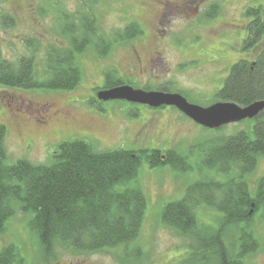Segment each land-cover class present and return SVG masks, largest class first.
Here are the masks:
<instances>
[{
    "label": "rangeland",
    "instance_id": "obj_1",
    "mask_svg": "<svg viewBox=\"0 0 264 264\" xmlns=\"http://www.w3.org/2000/svg\"><path fill=\"white\" fill-rule=\"evenodd\" d=\"M212 5L216 6L217 15L207 19ZM256 6L264 10V0L0 1V17L9 14L14 19L11 28H5L0 22L2 55L11 63H17L21 57L33 56L36 78L44 74L45 54L50 46H69L68 37L60 30L64 14L79 16L89 8L104 37L132 21L143 30V34L133 41L113 45L103 58L98 57L93 46L87 47L76 58L81 80L72 91L26 90L0 85V125L7 130L8 163L25 158L34 164H47L57 144L82 138L98 151H176L186 156L192 166L191 170L178 172L169 166L150 168L147 162H141L136 181L145 195L146 210L134 243L142 251L136 261L123 262L119 249L88 255L56 247L53 255L45 257L36 236L28 228L29 215L17 208L0 233V251L14 245L18 254L15 264H193L189 258L194 241L164 226L160 214L167 203L181 199L186 188L200 177L229 180L226 175L215 174L202 166L203 153L197 146H211L215 135L249 131L254 120L246 119L212 130L194 123L169 106L153 109L119 100L98 102L92 96L93 89L103 87L105 74L113 73L114 77L134 88L156 90L166 87L168 92L180 93L191 103L212 104L214 93L223 86L232 65L238 59L252 61L255 58L256 50L243 49L248 23L243 10ZM29 41L32 46L28 45ZM133 51L144 60L159 53L158 64L141 75H130L126 63ZM29 102L40 106L53 103L57 109L75 117L77 124L62 123L41 132L32 129L29 123L17 122L14 113L20 105L29 114L37 115V106ZM143 129H146L144 134ZM160 153L165 155L166 152ZM261 177H264V156L258 158L255 170L245 177L251 194ZM195 214L203 237V228L218 225L222 216L205 206H199ZM252 216L250 227L259 245L244 262L264 264V208H259Z\"/></svg>",
    "mask_w": 264,
    "mask_h": 264
},
{
    "label": "trees",
    "instance_id": "obj_2",
    "mask_svg": "<svg viewBox=\"0 0 264 264\" xmlns=\"http://www.w3.org/2000/svg\"><path fill=\"white\" fill-rule=\"evenodd\" d=\"M214 6L207 19L217 15ZM87 10L79 16L62 14L60 30L68 37L69 46H50L46 50L40 78L34 75L33 56L11 63L0 50V85L72 91L81 80L76 58L87 47L93 46L98 57L103 58L113 45L133 41L143 34L141 26L132 21L104 37L95 15ZM263 11L261 6L244 8L248 23L243 49L256 50V55L252 61L238 59L232 65L223 86L213 95L215 102L229 101L243 107L264 100ZM0 22L5 28L14 26L9 14L2 15ZM32 44L28 42L29 46ZM114 76L105 74L102 89L131 85ZM156 90L168 92L166 87ZM252 120L249 131L215 135L211 146H197L203 153L202 166L229 180L200 177L186 188L181 199L167 203L160 214L164 226L194 241L189 258L193 264H242L245 256L257 250L259 242L253 237L250 220L259 208H264V177L255 183L253 194L245 177L255 170L258 158L264 156V109ZM6 136V127L0 125V233L17 208L29 215L28 228L45 257L53 255L56 247L88 255L119 249L123 262L136 261L142 251L134 243L146 210L145 195L136 181L141 162H147L150 168L169 166L178 172L192 169L187 157L176 151H98L82 138L57 144L47 164H34L25 158L8 163ZM199 206L222 215L218 225L203 228L204 237L195 214ZM17 257L14 245L5 246L0 251V264H15Z\"/></svg>",
    "mask_w": 264,
    "mask_h": 264
},
{
    "label": "water",
    "instance_id": "obj_3",
    "mask_svg": "<svg viewBox=\"0 0 264 264\" xmlns=\"http://www.w3.org/2000/svg\"><path fill=\"white\" fill-rule=\"evenodd\" d=\"M96 99L101 102L126 101L146 105L150 108L174 107L194 123L208 129L253 119L264 109V100L254 101L243 107L229 101H218L208 106H202L189 102L177 92L144 90L128 84L99 90L96 92Z\"/></svg>",
    "mask_w": 264,
    "mask_h": 264
},
{
    "label": "flooded vegetation",
    "instance_id": "obj_4",
    "mask_svg": "<svg viewBox=\"0 0 264 264\" xmlns=\"http://www.w3.org/2000/svg\"><path fill=\"white\" fill-rule=\"evenodd\" d=\"M133 52L134 53L132 54L129 63H126L127 66L126 69L129 71L128 73L130 75H133L134 73L141 75L153 69L158 64L156 62L160 58L159 53H154V55H152V57H150L148 60H144L139 56V54L136 51ZM94 90L95 89H93L92 96H94L96 99V92L102 90V87H99V89L96 91ZM29 103L33 106H37V108L35 109L37 115L29 114L23 108V106L20 105L16 107L14 116L17 122L29 123L32 129L43 132L48 128H50L51 126L60 125L62 123L69 124L72 126L77 124L75 117L73 118L69 114H66L64 111L57 109L53 103L48 102L41 106L38 104H34L32 102ZM153 109H157V108H153ZM143 128H146V126H144ZM145 131L146 129L142 130L143 134L145 133ZM29 143H31V141H29ZM247 257L248 255L244 257L242 264H245L244 260Z\"/></svg>",
    "mask_w": 264,
    "mask_h": 264
}]
</instances>
